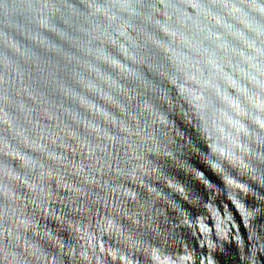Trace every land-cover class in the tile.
Instances as JSON below:
<instances>
[{
	"label": "clouds",
	"instance_id": "obj_1",
	"mask_svg": "<svg viewBox=\"0 0 264 264\" xmlns=\"http://www.w3.org/2000/svg\"><path fill=\"white\" fill-rule=\"evenodd\" d=\"M0 264H264V0H0Z\"/></svg>",
	"mask_w": 264,
	"mask_h": 264
},
{
	"label": "water",
	"instance_id": "obj_2",
	"mask_svg": "<svg viewBox=\"0 0 264 264\" xmlns=\"http://www.w3.org/2000/svg\"><path fill=\"white\" fill-rule=\"evenodd\" d=\"M189 176L190 177H193L194 176V172L193 173H189ZM194 183H199V181H194ZM223 205L227 206L228 210L231 212L232 210V205L230 203H228L227 201H224V202H221ZM218 211L221 212V216H223V207H221L219 204H218ZM233 216H235V214L233 213ZM209 227H211V218H209Z\"/></svg>",
	"mask_w": 264,
	"mask_h": 264
}]
</instances>
